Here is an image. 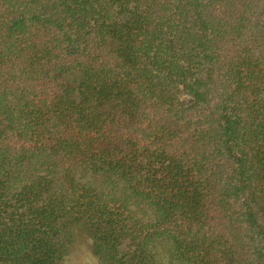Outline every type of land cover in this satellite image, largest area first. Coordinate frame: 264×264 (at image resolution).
Segmentation results:
<instances>
[{"label":"trees","instance_id":"1","mask_svg":"<svg viewBox=\"0 0 264 264\" xmlns=\"http://www.w3.org/2000/svg\"><path fill=\"white\" fill-rule=\"evenodd\" d=\"M264 264V0H0V264Z\"/></svg>","mask_w":264,"mask_h":264},{"label":"rangeland","instance_id":"2","mask_svg":"<svg viewBox=\"0 0 264 264\" xmlns=\"http://www.w3.org/2000/svg\"><path fill=\"white\" fill-rule=\"evenodd\" d=\"M62 264H101L92 255L89 245L81 233H77L74 241L68 246Z\"/></svg>","mask_w":264,"mask_h":264}]
</instances>
